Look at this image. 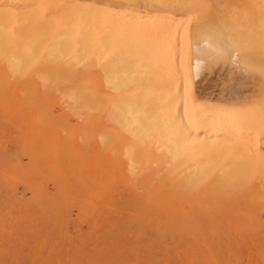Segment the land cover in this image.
I'll return each mask as SVG.
<instances>
[{
    "label": "bare ground",
    "instance_id": "1",
    "mask_svg": "<svg viewBox=\"0 0 264 264\" xmlns=\"http://www.w3.org/2000/svg\"><path fill=\"white\" fill-rule=\"evenodd\" d=\"M185 26L238 62L176 77ZM262 44L264 0H0V264H264Z\"/></svg>",
    "mask_w": 264,
    "mask_h": 264
},
{
    "label": "snow or ice",
    "instance_id": "2",
    "mask_svg": "<svg viewBox=\"0 0 264 264\" xmlns=\"http://www.w3.org/2000/svg\"><path fill=\"white\" fill-rule=\"evenodd\" d=\"M189 9L191 10V15L187 17V24H191L192 20L194 17H197L199 15L198 9L203 8V5H188ZM104 15H116L115 13H110L108 10H105ZM127 15V14H126ZM184 31L187 34V40L186 44L182 45L179 41L174 46H169L171 44V39H172V34H171V29L169 27L168 30H166L163 33V38H164V49L166 52L167 57L169 58L170 63L174 65V74L176 77L181 76L180 68L183 65V61L185 57H188L190 60L194 58V65H195V74L198 76L199 71H200V66L201 63L206 62L204 60V57H209L210 60L215 63L220 60L224 61H233V62H238L239 57H240V45L237 44L236 42H231V43H224L218 46H211V45H206L207 48H210L211 51H206L205 47H202L201 44L197 39H195L194 35L189 33V30L187 26L184 27ZM149 37H144V42L146 43L148 41ZM126 43V37L125 35L121 32L120 27L117 26L112 34L109 37L108 40V46L105 47V51H108V47H111L113 51L116 50H122L124 45ZM262 47H264V44H262ZM179 53L180 57V64H176L175 60L173 59L176 54ZM261 71L264 72V64L261 66ZM193 78L188 71H185L183 73V80H184V103L185 107L188 105V93H189V81L190 79ZM179 96V94H178ZM205 107H218L215 105H205ZM224 111H230L233 114L238 115L240 112H250L254 110H229V109H224ZM259 121L261 125V130L264 132V104H261L259 108ZM235 123V121H234Z\"/></svg>",
    "mask_w": 264,
    "mask_h": 264
},
{
    "label": "rangeland",
    "instance_id": "3",
    "mask_svg": "<svg viewBox=\"0 0 264 264\" xmlns=\"http://www.w3.org/2000/svg\"><path fill=\"white\" fill-rule=\"evenodd\" d=\"M217 67L218 66L215 65V66H212L209 70H206L202 76V79L196 83L197 88L199 89L204 88L205 90H208L207 92H210L212 94L214 93L213 96H216V97L220 93V90L222 88L228 90V89H233L236 87L234 80L232 81L231 80L232 78L228 76L227 73L221 72L219 70V67L218 68ZM237 74L239 73H235V75ZM214 81L215 83H212ZM227 86H230V87H227ZM253 87H255L253 83H249L246 87H244L243 97H248V99L252 98L255 95V92H253L254 93L253 94L251 91ZM216 97L214 99H216Z\"/></svg>",
    "mask_w": 264,
    "mask_h": 264
}]
</instances>
